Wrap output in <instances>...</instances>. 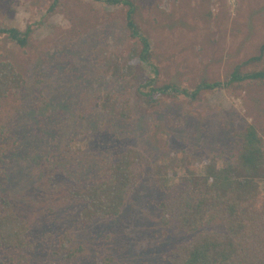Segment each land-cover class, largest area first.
<instances>
[{"label": "rangeland", "instance_id": "obj_1", "mask_svg": "<svg viewBox=\"0 0 264 264\" xmlns=\"http://www.w3.org/2000/svg\"><path fill=\"white\" fill-rule=\"evenodd\" d=\"M134 1L158 79L179 88L226 80L264 43V0ZM52 4L0 0V26H31L25 46L0 36V59L24 80L0 100V206L6 199L27 225L25 247L0 246V264H170L171 250L188 235L160 224L159 202L169 193L153 163L185 153L186 169L171 172L174 184L177 174L201 175L200 159L221 165L233 158L235 132L247 124L264 137V84L203 90L196 99L148 96L140 84L154 76L149 67L120 77L106 70L100 53L121 57L131 47L122 6ZM260 66L264 58L247 68ZM107 93L127 101L128 118L104 111ZM125 148L145 156L140 180L118 215L84 223L85 202L70 191L104 180Z\"/></svg>", "mask_w": 264, "mask_h": 264}, {"label": "trees", "instance_id": "obj_2", "mask_svg": "<svg viewBox=\"0 0 264 264\" xmlns=\"http://www.w3.org/2000/svg\"><path fill=\"white\" fill-rule=\"evenodd\" d=\"M111 6H122L125 28L131 47L124 56H116L100 49L107 71L120 77L140 74L144 67L154 73L140 86L147 95L157 98L176 93L196 99L203 90L264 84V66L249 69L247 65L264 58V43L258 55L237 64L224 81L205 82L195 89L179 88L158 79L152 64L151 44L137 22L138 7L134 0H103ZM59 0H53L55 6ZM52 6V7H53ZM31 26L24 31L16 27L0 26V36L7 35L14 43L25 46ZM244 69V71H243ZM243 71V72H242ZM240 83V84H238ZM24 80L15 66L0 59V100L9 93H17ZM104 111L120 118H128L127 101L110 93L102 101ZM3 129L0 126V135ZM239 141L237 154L219 165L217 159H200L202 174L186 172L177 183L169 179L179 169H186L185 153L171 151L164 161L155 162L152 172L161 189L168 194L159 202V221L163 227L174 223L187 234V240L175 245L168 256L170 264H264V137L259 127L247 124L235 132ZM144 154L135 148H125L110 165L108 176L86 188H75L71 195L85 202L80 218L89 223L96 217L118 215L125 203L126 193L141 177L139 166ZM172 173L171 176V172ZM169 184V185H167ZM27 225L6 199L0 206V246L21 249L26 245Z\"/></svg>", "mask_w": 264, "mask_h": 264}]
</instances>
